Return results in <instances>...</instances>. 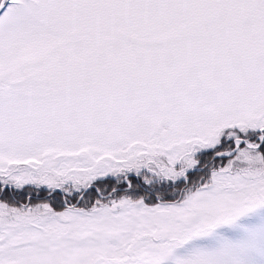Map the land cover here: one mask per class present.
I'll use <instances>...</instances> for the list:
<instances>
[{
  "label": "snow or ice",
  "instance_id": "obj_1",
  "mask_svg": "<svg viewBox=\"0 0 264 264\" xmlns=\"http://www.w3.org/2000/svg\"><path fill=\"white\" fill-rule=\"evenodd\" d=\"M0 264H264V0H0Z\"/></svg>",
  "mask_w": 264,
  "mask_h": 264
}]
</instances>
